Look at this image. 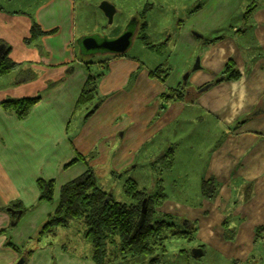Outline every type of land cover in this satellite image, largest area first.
<instances>
[{
    "label": "crops",
    "instance_id": "obj_1",
    "mask_svg": "<svg viewBox=\"0 0 264 264\" xmlns=\"http://www.w3.org/2000/svg\"><path fill=\"white\" fill-rule=\"evenodd\" d=\"M253 1L206 0L181 26L176 23L171 33L164 31L162 41L171 43L163 61L147 63L126 53L99 61L105 63L99 81L103 101L90 118L81 125L77 121L70 130L73 106L87 79L81 63L75 62L76 54L82 61L77 51L85 52L76 48V0H39L32 16L37 26L30 38L20 41L39 52L36 60H29L28 69L11 57L13 44L0 42V56L9 51V58L19 63L15 70L0 74V264H15L19 259L18 253L5 245L10 215L4 209L12 202L33 207L9 233L13 245L23 246L57 206L60 187L84 174L89 166L98 169L101 185L113 178L122 183L118 191L122 192L125 181L140 176V170L152 176L154 160L165 154L167 146L170 150L165 155H179L182 149L178 147L194 146L186 142L191 140L198 143L195 156L208 154L207 163L200 168L204 173L198 176L200 196L203 179L210 177L218 183H238L235 189L248 196L253 180L264 171V5L258 4L249 22L243 18ZM4 12L10 13L0 7V18ZM215 35L223 37L204 43L203 38ZM230 59L240 78L213 83ZM166 64L171 72L165 82L150 75L151 70ZM185 79L188 93L211 84L198 90L194 101L169 100L157 117L161 94ZM42 91L46 94L25 120L6 113L1 106L8 97L34 96ZM92 151L97 153L88 163L66 166L76 154ZM51 178L56 180L55 202L39 203L37 181ZM171 199L176 200L167 196L162 211L180 209L202 221L213 207L202 200L200 207L176 200L180 203L176 207ZM260 204L264 205L263 199ZM253 208L245 203L236 214L264 224V216L257 217ZM245 232V223L242 229L240 224V239ZM26 264L95 263L70 255L56 242L37 247Z\"/></svg>",
    "mask_w": 264,
    "mask_h": 264
},
{
    "label": "rangeland",
    "instance_id": "obj_2",
    "mask_svg": "<svg viewBox=\"0 0 264 264\" xmlns=\"http://www.w3.org/2000/svg\"><path fill=\"white\" fill-rule=\"evenodd\" d=\"M103 1L113 4L117 9L111 23H109L108 18L100 8V4ZM202 1L76 0L75 22L77 40L90 35H94L100 41L115 39L124 32L126 25L131 19L136 17L140 22L146 21L148 25L139 29L136 36L132 39L130 48L125 53L134 55L147 63L160 62L166 58L167 49L171 43V41H162L165 37L164 31L171 33L175 30L177 21L184 18L189 10ZM255 2L257 7L264 5V0H256ZM148 3L152 4L151 10L146 13V18H140L144 7ZM39 4V0H0V7L10 12H4V15L0 18V42L6 41L9 44H13L14 49L11 57L22 62V65L26 67L24 70L28 69L29 60H36L39 55L38 50H30L27 47L28 45L23 44V38H30L32 35V25L35 22L32 16ZM143 36H146L145 39ZM76 48L80 51L83 50L81 43L79 45L76 44ZM77 53L82 58V61L79 60L76 54L75 62L79 61L84 69V63L94 62L92 68L95 70L102 69L105 64L99 61H105L104 59L114 55L102 52L85 56L78 51ZM153 54L157 56L155 57ZM45 94L42 91L34 96L41 95L43 98ZM76 104L77 101L74 103L71 118L74 111L76 112L74 118L81 117V113L84 112L83 110H76ZM73 126L74 124H72L70 130H73ZM186 142H191L194 146L198 145V143H193L191 140ZM194 146L183 147L182 145L178 147L182 149L179 155L177 153L165 155L170 150L169 146H167L166 151H164L165 154L154 160L152 176H147L146 170H140V176L137 178L134 176L130 177L134 181L136 179L140 180L136 181L137 184L139 187L145 188L149 194H155L162 188L167 196L191 203V205L196 203L197 207L201 206L199 204L201 200L213 204V207L206 212L208 217L203 221L189 217L188 212L184 210L177 209V211L171 212V214L175 215V221L181 229L193 231L194 239L190 241L186 238L169 237L165 241L167 252L163 256L162 264H264V229L258 230V227H264V224L257 223V220H248L244 215L242 217L236 214L237 208L246 203L248 206L254 207L252 211L256 213L257 217L264 216V205L260 204L262 199L264 203V171L261 173L263 176L253 180L251 186L253 187L254 185V188H251L252 190L248 196H246V193L238 191V188L235 189V186L238 187V183L234 186L219 182L216 197L210 201L204 198L202 193L200 196L199 187L201 182L198 178L200 174L204 173L200 168L201 165L207 163L208 154L203 153L200 157L195 156ZM121 184L113 178L106 180L102 185L99 183L104 190L112 194L114 200L124 202L127 201L124 191L118 192ZM225 185L227 187H224ZM252 193L254 195L250 197ZM176 200L171 199V202L176 207H179L180 203ZM54 202L55 189L53 202L47 203L53 204ZM222 218L229 219V227L231 228L235 227L238 229L241 224L242 229L245 223L247 232L241 234L242 239L237 234L235 237H227L222 226ZM187 222L196 223V225L191 227L190 225L192 224ZM219 236H223V238L220 239ZM198 246H200L202 255L195 257L194 251L198 249ZM143 261V259L133 261V259L120 258L113 261V264H143Z\"/></svg>",
    "mask_w": 264,
    "mask_h": 264
},
{
    "label": "trees",
    "instance_id": "obj_3",
    "mask_svg": "<svg viewBox=\"0 0 264 264\" xmlns=\"http://www.w3.org/2000/svg\"><path fill=\"white\" fill-rule=\"evenodd\" d=\"M205 4L206 0H203L189 10L184 18L178 20L177 25L181 26L188 16L199 11ZM256 7L255 1L246 7L243 12V18L246 22L252 19ZM151 8L152 4L148 3L140 18H146V13ZM147 25L148 23L144 21L142 28ZM36 26L37 23H34L32 29H35ZM145 37L143 36L144 39ZM222 37L223 35L203 38V41L211 44ZM8 52L6 51L0 56V74L13 71L19 65L9 58ZM114 55L124 56L125 54ZM93 63H84L87 79L76 104V110L79 109L84 112L81 113V117L74 118L76 115L74 111L68 129L77 121L80 122L79 125L85 122L98 110L103 101L99 91V81L104 75V71L92 68ZM170 72L169 64L159 65L150 71V75L165 82ZM240 76L236 63L230 59L213 83L239 79ZM203 87H198L195 92L190 90L188 93V82H182L176 88L167 89L160 96L161 104L157 117L162 114L169 100L183 101L188 98L194 101L198 96L197 91L202 90ZM41 99V95L21 98L8 97L1 102V106L6 113L14 115L19 120H25L32 108ZM96 153V151H92L87 155L76 154L66 166L78 161L88 163L90 159L96 156ZM98 175V169L89 166L84 174L63 184L56 208L23 246L13 245L9 240V233L18 224L22 215L33 207L26 208L19 202H12L4 209L10 215V230L5 245L10 246L18 253V260L22 259V264H26L30 260L37 247L56 242L60 243L62 249L70 255L90 259L95 264H113V261L120 258L133 259V261L143 259V264H162L163 256L167 252L165 241L169 237L186 238L190 241L194 239L193 231L181 229L177 225L174 214L161 210L167 200V194L162 188L155 194H149L145 188L139 187L136 181L128 178L124 184L127 201H116L112 194L99 185ZM37 184L40 192L38 202L52 203L55 180L39 179ZM217 188V179L212 177L203 179L201 193L204 198L212 201L216 197ZM144 200H146L145 203ZM144 207H146L145 214L142 211ZM193 225L196 223L190 226L193 227ZM222 226L227 237H235L237 229L229 227V219H225ZM261 229L264 227H258V230Z\"/></svg>",
    "mask_w": 264,
    "mask_h": 264
},
{
    "label": "water",
    "instance_id": "obj_4",
    "mask_svg": "<svg viewBox=\"0 0 264 264\" xmlns=\"http://www.w3.org/2000/svg\"><path fill=\"white\" fill-rule=\"evenodd\" d=\"M100 8L103 10L104 14L108 18L109 23L113 21L114 15L117 11L116 7L107 2L103 1L100 4ZM134 36L133 30H130L126 27L125 31L115 39L112 40H98L94 35L83 37L80 40H77V43L82 45L83 52L82 54L87 56L89 53H112V54H124L131 46L132 39ZM197 62L198 59H197ZM186 82V79L184 80ZM146 200H144V203ZM143 214L146 213V207L143 208ZM200 250V249H198ZM196 250L194 253L195 257L202 255V251ZM23 260H18L15 264H22Z\"/></svg>",
    "mask_w": 264,
    "mask_h": 264
},
{
    "label": "flooded vegetation",
    "instance_id": "obj_5",
    "mask_svg": "<svg viewBox=\"0 0 264 264\" xmlns=\"http://www.w3.org/2000/svg\"><path fill=\"white\" fill-rule=\"evenodd\" d=\"M142 23H143V21L140 22V20H139L138 18L133 17V18L131 19V21L126 25V27H127L128 29H130V30H133V32H134V36H136V34H137V32L139 31V29L142 27ZM125 29H126V28H125ZM125 29H124V31H125ZM134 36H133V38H134ZM198 249H200L199 246H198ZM198 249H196V250H198ZM196 250H195V251H196ZM195 251H194V253H195ZM198 251H201V249L198 250Z\"/></svg>",
    "mask_w": 264,
    "mask_h": 264
}]
</instances>
